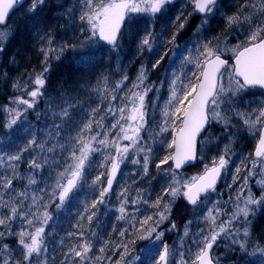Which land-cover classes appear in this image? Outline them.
Masks as SVG:
<instances>
[{"label":"snow or ice","instance_id":"snow-or-ice-1","mask_svg":"<svg viewBox=\"0 0 264 264\" xmlns=\"http://www.w3.org/2000/svg\"><path fill=\"white\" fill-rule=\"evenodd\" d=\"M174 3L175 0H76L68 5L62 0H28L27 4L25 0H0V54L16 36L17 30L8 26L10 13L23 11V28L29 37L35 33L42 57L39 69L11 78L14 95L8 104L0 106L6 130L0 137V264H51L52 233L46 231L53 220L50 209L54 206L57 212L62 211L72 194L88 183L87 170L94 166L92 157L96 153L103 159L95 166L103 171L92 178L90 186L98 191L90 203L84 202L73 226L78 231L67 233L69 238H76V243L62 252L60 264H264V243L254 238L253 231L257 217L264 211V98H247L255 95L252 89L264 90V0H235L234 9L223 15L229 34L237 37L232 46L226 37H203L211 20L223 14L225 5L221 0H186L171 20L173 30L165 50L150 63L142 61L134 80L122 69L114 81L111 73L104 71L88 75L98 64L104 67L103 56L119 59L129 22L139 23L134 16H149L152 20L148 23L154 25L165 18L168 6ZM46 12H55L56 19L62 17L67 27L78 31V43H58ZM197 16L200 22L193 33L197 40L191 49L185 48L187 55L183 56L180 71H171L167 81H150V73L165 62L167 45L175 47L177 38ZM156 40L153 28L146 27L137 44L138 54L153 53ZM101 42L107 49L97 47ZM69 50L75 53L80 66V80L75 85L65 81L58 87H49L51 61H59ZM98 53L102 54L100 58ZM16 55L10 63H18ZM185 64L193 65L195 71L189 75L184 71ZM9 79V73L0 69V81ZM165 83L169 95L160 109V120H150L156 103L148 99L149 94L159 99ZM81 89L95 94L100 104L85 109L78 95ZM41 101L44 111L39 108ZM77 109L86 110V115L81 117ZM29 115L38 123L43 120L44 127L33 125ZM214 126H219L218 134ZM241 128L256 143L235 167L232 184L236 187L228 185L233 194L225 201L219 198L217 184L229 171ZM17 133L23 134L22 143H17ZM221 142L220 153L204 163L200 173L184 177L179 172L185 164L204 160L198 143L206 147ZM157 144L166 146V151L154 160ZM125 162L135 166L133 177L138 171L132 184L138 185L140 180L150 184L155 178L150 176L153 163L157 173L168 179L154 200L148 198L151 193L143 187H136L132 194L127 182L121 184L117 221L128 224L141 240L162 242L165 231L160 229L165 222H169L168 232L177 230L170 217L175 202L183 198L192 206L195 222L204 227L192 233L190 225L194 220H189L177 244L170 247L162 243L160 250L148 247L141 250L145 253L143 260L139 255L129 260L134 251L130 244L135 241L127 239L128 227L117 230L113 226L121 239L104 240L99 255H91V238L99 237L90 231L89 239H85L84 223L89 229L94 227L98 205H106ZM24 164L27 171L21 170ZM253 185L258 191L253 190ZM129 205L135 211L129 212ZM141 205L155 211L143 215ZM8 237L15 238L18 257L5 242ZM189 237L196 246L194 254L191 247L185 252ZM60 243L63 246V238ZM221 247L224 251L218 254L216 250ZM114 255L118 259L113 260ZM252 257L256 259H249Z\"/></svg>","mask_w":264,"mask_h":264},{"label":"trees","instance_id":"trees-1","mask_svg":"<svg viewBox=\"0 0 264 264\" xmlns=\"http://www.w3.org/2000/svg\"><path fill=\"white\" fill-rule=\"evenodd\" d=\"M63 3H66L68 5L72 3H76V0H62ZM221 2L225 5L222 12L223 14L218 13L216 18L211 20L210 24L206 26L207 31L204 32L203 36L206 38L209 37L211 34H214V31L216 28L214 27V24H220L224 22L223 15L229 14L233 9L234 6L228 7L227 6V0H221ZM21 14V13H20ZM16 15V14H15ZM13 16L10 20V23L13 24V27L16 31V36L14 39H12L3 54H0V69L5 70L9 73L10 79L7 82L0 81V105L8 104L14 93L11 89V78H15L20 74L27 72H31L33 68L39 69L40 68V61L42 59L40 53L38 52V42L35 40V33L32 34L31 37L27 35L25 32L22 21L24 19L23 16L17 17ZM45 15L49 16V23L51 25V28L53 30V35L56 37V41L63 40L64 38L69 37L70 32V40L74 43H78L80 34H75L68 30V27L65 25L64 19L61 17L60 19H56L57 14L55 12L48 14L47 12ZM200 17H193L190 21L189 26L180 34V36L177 38L176 43L177 44H184L187 42L186 38L190 37L193 32L196 29V25L199 24ZM146 25L145 23H142L135 26L134 34L132 35V38L130 39V22L129 27L125 30L124 38L121 40V49L119 51V59H116L115 57L109 59L107 56H103V64L104 67L101 68L98 64L96 69L93 70V72L89 73L88 75H95L99 71H104L107 73H111V79L114 81L118 78L120 75L119 70H123L127 72L129 78H130V58L134 55V53H138L137 51V44L139 39L144 35L145 28L143 27ZM225 28V27H224ZM163 30L160 32V36L167 37L171 34L172 28L170 27V23H166ZM223 37H228L229 32L225 28L223 29ZM158 31H155V34ZM68 34V35H67ZM67 35V36H66ZM97 47L107 49L106 45H103L101 42ZM179 50V49H178ZM16 55V60L18 61L17 64L10 63V58L14 55ZM101 53H98V58L101 57ZM137 55V54H136ZM144 56V57H143ZM143 56L139 55V59L136 61L134 59L133 62H135V65H140L142 62L149 63L151 54L145 52ZM52 64V70L49 73V87H58L60 84H63L65 81L68 82L69 85H75L77 81L81 78V71L80 66L76 63L75 59V53L72 51H66L61 59L59 61H51ZM165 62L161 65L159 68L160 70L165 66ZM158 69V70H159ZM157 70V71H158ZM26 79V77H24ZM78 95L80 97V102L82 105L85 106V109L87 107H95L97 104H100V100L97 99L95 94H88L85 93L82 89L78 91ZM122 95V93H121ZM119 101H116L114 103H118ZM105 102L103 105H101V108L103 110L104 107H106ZM39 108L41 111H44L45 104L43 101L39 104ZM77 112L81 117L86 115V110L81 112L80 109H77ZM4 119V113L3 117L0 115V120ZM29 121H31L34 125H37L38 128L44 127V121L41 120L39 123L36 121V118L33 115H29L28 117ZM110 119V118H109ZM0 124H2V121H0ZM6 132V130H5ZM2 134V133H0ZM39 135V132H38ZM243 139V136L240 138L239 144H241V141ZM23 142V134L17 133V143ZM126 143V142H125ZM247 147V145H246ZM239 151H242L241 153L245 156L246 155V149L242 148L241 146H238ZM241 153L239 152L238 157H242ZM100 153H96L93 155L92 160L95 162L94 166L92 168H89L87 170V180L88 183L84 184L78 192L75 194V192L72 194V197L69 201H66L64 205V209L62 211L57 212L55 207L53 206L52 209H50L53 213V220L50 222V226L46 231H51L52 235L49 237V253L51 254V259L54 261L53 264H60V261L63 259L62 252L67 250V246H70L71 244L76 243V238H67V233L69 231L77 232L78 229L73 227L77 223L78 214L83 208L84 202L88 200V196L86 194L85 185L91 184L92 178L99 172L103 171V169H100L96 167L95 165H98L101 158L99 157ZM237 158V157H236ZM235 160L231 162V166L229 168H235L240 165L239 159H231ZM170 163V162H169ZM200 164V160L196 165ZM195 165V167H196ZM167 167V166H165ZM193 166L187 168V170L191 169ZM243 174V170L241 172V176ZM118 175V174H117ZM150 176L155 177L154 179H151L150 184L146 182V180H140L139 184H132L133 179H137V177H131V180L129 182L130 188L133 190L132 194H134V189L136 187H143L146 190V193H151V195L148 197L149 199L154 200L156 195L161 191V188L164 186L166 180L168 179L166 176H163L161 174L157 173V169L155 168V163L150 165ZM128 184V183H127ZM233 185V184H232ZM235 188L236 185H233ZM254 191H258L257 189L253 188ZM98 190H94V192L91 195V199H94ZM114 191V188H113ZM112 191V192H113ZM112 194V193H111ZM110 194V195H111ZM118 205H98L99 212L97 217L94 219V227L92 229L88 228L87 223H84V229H85V239H89V232L95 231L97 233V237H92L93 242V252L91 255H99V247L102 245L104 240H108L111 238L112 240H118L119 238L116 233L113 232V226L119 230L122 227H128L129 232L127 234V239L134 240L135 243L130 244V248H134V251L132 254L128 257L129 260L132 259L134 256H141V259L143 260L145 253H143L141 250L148 248V247H155L157 249V246H161L162 243H168L169 245L172 244V238L169 236L167 228L169 226V222H165L160 230L165 231V235L161 241H155V240H141L138 237V234H134V230L128 225L125 224L123 221H117L116 216L119 215V213L116 211L118 208ZM141 211L143 212V215L151 214L153 211H155L152 208H149L147 205H141L140 206ZM129 212L135 211V209L129 205L128 207ZM104 217V218H103ZM193 209L192 206L186 204L184 202L183 198L178 199L172 209V214L170 217V222H177L179 225L184 224L189 219L193 218ZM138 218H143L138 214ZM262 219V218H261ZM260 218H257V221L261 220ZM151 223V222H149ZM258 225V224H257ZM139 227V225H137ZM61 238H63L64 244L61 245L60 241ZM8 243L13 249H15V255H19V248L16 244L15 238L8 237V239L5 241ZM55 249V251H53ZM158 250V249H157ZM53 258H55L53 260ZM112 259H118V256H112ZM249 259H256L255 257L249 258ZM105 264H107V261H105ZM136 264H140V262H136Z\"/></svg>","mask_w":264,"mask_h":264},{"label":"rangeland","instance_id":"rangeland-1","mask_svg":"<svg viewBox=\"0 0 264 264\" xmlns=\"http://www.w3.org/2000/svg\"><path fill=\"white\" fill-rule=\"evenodd\" d=\"M185 3H186V0H175V3L173 5H169L168 6L169 11H168L167 15L165 16V18L164 19H158L155 22L154 25H150L148 23L149 21L152 20V18L149 17V16H145V15H137V16L133 17L134 21H139L138 24H133L132 22H130V39L132 38V35L135 32V30H134L135 26H137V25L140 26V24L142 25V23L146 24L143 27H152L153 30H154V33H155V31H158L156 33L157 40H156V45H155L154 52L150 53L151 54L150 62H151V60L153 59L154 56L158 55L159 52H162V51L165 50L166 41H167V37L168 36L167 37L160 36V32L163 30L162 28L164 27V25L166 23H170L171 24V20L173 19L174 15L180 10L181 6L184 5ZM226 3H227L228 7L235 6V0H227ZM72 4H75V3H72ZM72 4H70V5H72ZM15 14L14 15L17 16V17L23 16V11H17ZM8 26L14 29L12 23H9ZM78 27H79V25L77 24V28ZM214 27L216 28V30L214 31V34H211L207 38H211L212 36L219 35V36H221V39L223 40L224 39V37H223V31L224 30L223 29L226 28L225 23L223 22V23H220V24H214ZM68 30L73 32V33H75V34H80L78 31L73 30V29H71L69 27H68ZM203 37L206 38L205 36H203ZM66 40H70V32H69V37L68 38H64L63 40L58 41V43H63ZM186 40H187V42L184 43L183 45L182 44L179 45L177 43H176L175 47H173L171 45H167L168 55H167V57L165 59V63L166 64L161 70L157 69L158 71L156 70L155 72L150 73V76H149V80L150 81H158V80L167 81L168 77H170V75H171V71H177V72L180 71L181 66L183 64V56L187 55V52L185 51V48L187 47L188 49H191L193 44L197 40V37L192 34L190 37L186 38ZM236 42H237L236 35L235 34H229L228 37H227V44L229 46H232ZM143 57H142V61H143ZM132 59H134L135 61L137 59H139V54L138 53H134L132 58H130V79L134 80L140 65H135L134 66L135 62H133ZM53 61H57V60L53 59ZM183 67H184V71L187 72L189 75L191 74V71H195L194 66L191 65V64H185V65H183ZM166 72H167V75H166ZM251 93H254L255 95H251L250 94L247 97L250 100L251 99L264 98V91L261 90V89H257V88L256 89H252ZM168 95H169V93H168L167 83H165V86L160 90L159 99L156 98V95H154L152 93L149 94V98L148 99L152 100V101H155V103H156V108L150 112V115H149V119L150 120H155V121H159L160 120V109L163 107L164 102L168 98ZM0 115L3 117V112L2 111H0ZM3 120L4 119L0 120V121H2V124H0V133H3L5 131V129L3 128ZM237 123H239V122H237ZM213 131L218 134L219 133V126H214ZM233 131H236V129H233ZM165 135H169V134H165ZM242 136H243V139L241 141H243V142H241V144H239L240 138ZM255 143H256L255 138L250 136L245 130H243V128H241L240 131L237 132L236 141H235V144H234L235 155H232L231 159H239V162H240L241 156L238 157V154H239V152L241 153L242 151H239L238 146H241L242 148L246 149V155L245 156H247L249 153H251L254 150ZM246 145H247V147H246ZM222 148H223V143L222 142L219 143V144H215V143L214 144H210V145H208L206 147H201V144H200L199 145V151L203 153L204 160L200 161V164L196 165V167L193 166L191 169H189V170L186 169L184 171H181L180 173L184 177H190V176H193V175H196V174L200 173L203 170L204 163H209L211 158L213 156L218 155ZM165 151H166V146L159 145V144L155 145L154 160H158L160 157L165 155ZM241 155L244 156L242 153H241ZM25 156H27V153L25 154ZM99 157L101 158V160L103 159V157L101 155H99ZM232 161H235V160H231V162ZM170 163H171V161H170ZM230 166H231V163L229 165V168H230ZM21 170L22 171H27L26 164L21 166ZM133 171H136L135 166L131 165L130 163L125 162L124 164L121 165V171L117 175V182L115 183L114 191L109 196L106 205H115L116 206V205L119 204V200L117 199V193H119V191H120V185L124 184L125 182H127L128 185H129V182L131 180ZM234 172H235V168L230 169L226 175H223V179L221 180V182L217 186L218 193H219V198L221 200H225L226 201L228 199L229 195L233 194L232 190L229 189L228 185H232V174ZM137 173H138V171H137ZM243 174H244V172H243ZM90 185H91L90 183L85 185L86 194L88 196V200L86 202H89V203L92 200L91 199V195L94 192V189ZM232 188L234 189L233 185H232ZM253 188H255L254 185H253ZM78 190L75 191V194L78 192ZM216 197H217V194L214 193L212 195V198L215 199ZM184 202L186 203L185 200H184ZM197 215H199V213H197ZM257 218H260V219L264 218V211H262ZM189 220H194V217L189 219ZM188 221H186L182 225H179V223L175 222L176 225H177V230L173 231V232H168L169 236H171V238L173 240L172 244L169 245L167 243L170 247H172V246H174L175 244L178 243L179 237L183 235V228H184L185 224ZM16 227L18 228V226H16ZM201 227H204V225L202 223L195 222V220L190 225V229H191L192 233L197 232ZM253 231H254V238L258 242L264 243V226H260V225L255 224ZM67 238H69V237L67 236ZM189 247H191L192 254H194L196 246L191 243V237H189L185 241V252H186V254H187V250H188ZM157 249L160 250V245L157 246ZM216 251H217L218 254L222 253L224 251V248L221 247V248L217 249ZM54 259L55 258H53V260ZM53 263H54V261H52V259H51V264H53Z\"/></svg>","mask_w":264,"mask_h":264},{"label":"water","instance_id":"water-1","mask_svg":"<svg viewBox=\"0 0 264 264\" xmlns=\"http://www.w3.org/2000/svg\"><path fill=\"white\" fill-rule=\"evenodd\" d=\"M27 2H28V0H25V3H27ZM15 12H16V11H15ZM15 12H11V13H10L9 18H8V23H9V21H10V18L12 17V15H13ZM102 43H103V42H102ZM198 151H199V143H198ZM198 160H199V159H198ZM198 160L195 161V162H190V163H188V164H185L184 167L181 168V169L179 170V172L184 171V170H186L187 168H189V167H191V166H195V165L197 164ZM222 177H223V176H222ZM222 177H221V179H222ZM221 179L218 181V183L221 181ZM114 185H115V183H114ZM114 185H113V188H114ZM217 185H218V184H217ZM190 206H191V205H190Z\"/></svg>","mask_w":264,"mask_h":264},{"label":"bare ground","instance_id":"bare-ground-1","mask_svg":"<svg viewBox=\"0 0 264 264\" xmlns=\"http://www.w3.org/2000/svg\"><path fill=\"white\" fill-rule=\"evenodd\" d=\"M256 224L264 226V218H262L260 221H256Z\"/></svg>","mask_w":264,"mask_h":264},{"label":"flooded vegetation","instance_id":"flooded-vegetation-1","mask_svg":"<svg viewBox=\"0 0 264 264\" xmlns=\"http://www.w3.org/2000/svg\"><path fill=\"white\" fill-rule=\"evenodd\" d=\"M4 135H5V131L2 134H0V137H3Z\"/></svg>","mask_w":264,"mask_h":264}]
</instances>
